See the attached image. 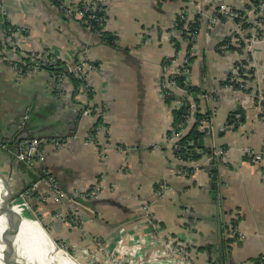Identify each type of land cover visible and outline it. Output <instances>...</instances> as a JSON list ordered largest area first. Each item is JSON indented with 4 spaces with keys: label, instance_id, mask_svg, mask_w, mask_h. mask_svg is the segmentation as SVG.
I'll use <instances>...</instances> for the list:
<instances>
[{
    "label": "crops",
    "instance_id": "crops-1",
    "mask_svg": "<svg viewBox=\"0 0 264 264\" xmlns=\"http://www.w3.org/2000/svg\"><path fill=\"white\" fill-rule=\"evenodd\" d=\"M213 2L107 0L104 30L115 38L111 47L63 15L52 0H0V35L6 34L7 25L24 30L14 35L17 44L11 55L24 59L50 51L64 63L88 60L97 65L88 79L90 98L80 87L72 97L68 82L66 90H56L46 70L18 79L0 61V143L20 132L18 125L29 108L27 135L64 140L59 149L45 141V161L36 168L53 174L64 193L97 180L106 185L101 198L89 206L91 213L42 202L41 193H51L39 183L34 206L38 215L47 217L51 239L83 247L86 234L102 240L118 257L131 249L145 257L144 264H156L151 258L156 237L170 234L186 244L193 264H211L222 251L226 264H264V41L248 50L232 47L223 52L221 43L234 28L224 20L210 26ZM229 3L247 7L246 0ZM198 8V31L191 45L172 25L178 12ZM170 60L182 84L199 91L195 118L205 117L198 119L204 120L203 145L223 151L222 158L203 155L189 177L180 175L185 165L163 140L173 125V111L182 106L181 100L167 103L160 88L163 67ZM240 63H248L251 70L249 87L229 84L246 78L236 70ZM174 92L191 98L185 88ZM82 108H98L102 114L83 116ZM98 116L101 122L95 125ZM186 123L185 132L194 120ZM92 132L95 142L84 145L82 140ZM101 142L108 145L103 157ZM116 146L128 147L126 178L121 172L124 154ZM14 150L8 145L0 149V171L11 177L14 192L21 193L35 174L13 158ZM247 152L259 154V162H249ZM60 209L76 217L72 212H79L80 224L56 219ZM148 219L158 222L157 231ZM232 221L243 237H231Z\"/></svg>",
    "mask_w": 264,
    "mask_h": 264
},
{
    "label": "built area",
    "instance_id": "built-area-1",
    "mask_svg": "<svg viewBox=\"0 0 264 264\" xmlns=\"http://www.w3.org/2000/svg\"><path fill=\"white\" fill-rule=\"evenodd\" d=\"M191 3L194 0H189ZM230 0H214V10L209 17V24L211 27L215 26L219 23V21H229L233 23L234 31L231 32L224 40V43L221 45L222 51L230 50V47H238L244 49H250L255 42L264 41V0H246L247 7L244 9L238 8L237 6L231 5L229 3ZM58 7L59 11L65 15L67 18L74 19L79 21L81 24L88 26V29L91 30L93 34L98 36L99 38L102 37L105 30L103 29L104 22H105V14H106V4L107 0H52ZM201 14L199 8L195 12L190 11H180L178 12V19L181 24L180 29L178 31H183L186 41L192 45L193 40L195 39L198 31V27L196 28L197 24V16ZM172 28L175 30V24L172 25ZM7 30V29H6ZM9 33L1 34L0 35V61L5 63L12 71L15 72L18 79L26 77L27 75L34 74L39 67L43 70L51 65L57 63L58 59L54 56H50L49 51H46L42 55H30L24 59L20 57H16L11 55L9 52H4V45L13 48L16 46L14 43L13 37L16 33H12L11 28H8ZM19 31V30H18ZM180 33V32H179ZM4 41H1V40ZM186 61H188L186 59ZM185 63V62H184ZM182 63V65L184 64ZM66 64V63H65ZM172 62L169 61L167 65L163 67V78L160 82V88L162 91L163 96L166 98L167 91H176L180 89V87L176 84L174 78L177 76V72L174 71L172 67ZM95 64L90 62H84V60L76 61L73 64H66L67 72L72 73L81 83L79 85L80 89L83 90L86 94L91 93V89L89 87L88 79L90 74L96 70ZM236 70H241L243 72V76L246 78H238L236 80H231L229 84L242 83L245 87H249L247 78L250 76L248 75L249 67L248 63H240V66ZM235 75L237 73L235 72ZM66 71L59 72L56 76L53 75V85L56 90H66ZM185 86L187 83H184ZM30 109H26L24 115L22 116V120L18 125V128H22L24 126V122L29 118ZM95 112L96 114L99 112L98 108H82L80 113L83 116L89 115L90 113ZM196 114V105L194 102H190L187 108V114L184 117V120L190 121L195 118ZM238 118V117H237ZM204 126V120H199L197 124V129L199 131L202 130ZM186 134L184 127L182 128L179 125V129L176 130L174 127H171L169 130V134L166 135L163 140L167 143L170 147L172 155L183 162L185 165L181 171H179L181 176L189 177L193 175L198 167L195 164L197 160L194 161L192 156L194 153L198 152H189L186 148L183 149L179 145V140ZM84 144L88 145L93 143L96 140V134L92 132L89 133L83 139ZM45 141L50 142L54 146H59L62 144L61 138H49V139H42V138H31V139H24L19 141L16 144V148L13 151V155L15 156L16 160L24 164L28 168H32L38 162H42L44 159V155L42 154V146ZM2 145L7 144L1 143ZM128 147H118V150H122L128 152ZM184 150L182 154L187 155L188 158H183V156L177 155L176 152ZM105 155L104 150H100V156L103 157ZM223 151L220 149L214 150L211 155L208 157L209 160L212 158H222ZM248 161L256 164L259 162L260 155L253 154L247 152ZM199 160V159H198ZM44 173V177L42 181L48 186L49 191L53 192V199L56 203L63 205L64 207L68 205L70 211L73 207H80L83 209L84 207L81 206V201L90 200L92 198H97L98 192L101 190L98 184L94 185L93 187L86 189L83 188L81 191H74L72 193H63L59 191L57 182L48 174V170L42 169ZM130 172V166L128 165L124 168L125 178ZM56 193V194H55ZM42 194V193H41ZM159 198L163 197V194L158 191ZM90 198V199H89ZM51 198L48 196L40 195V200L42 202H47ZM18 207L22 213L26 212V205L25 204H13V208ZM85 209V208H84ZM143 211L146 213L148 217V209L147 207L142 208ZM27 210V209H26ZM58 215L68 219V225L78 226L81 220L76 216H71L68 211L64 209H60L57 211ZM72 217V219H71ZM37 222V221H36ZM148 223L157 231L159 229V224L154 219H148ZM232 236L239 235L237 233L236 226L233 228L231 233ZM242 236V235H241ZM240 236V237H241ZM155 251L152 253L151 258L155 261L156 264H177L180 260L184 262L183 264H193L190 259L184 258L183 256L187 255V247L186 244L180 241L177 238H174L170 234H160L156 237L155 240ZM101 253L98 254L99 259L101 261H106L108 258L111 260L112 264H124L120 261V257L111 253L106 246L100 248ZM126 257H129L128 263L129 264H144L147 260L145 257L137 252L136 254H127ZM131 258V261H130ZM167 258L171 261L165 260ZM126 264V263H125Z\"/></svg>",
    "mask_w": 264,
    "mask_h": 264
},
{
    "label": "rangeland",
    "instance_id": "rangeland-1",
    "mask_svg": "<svg viewBox=\"0 0 264 264\" xmlns=\"http://www.w3.org/2000/svg\"><path fill=\"white\" fill-rule=\"evenodd\" d=\"M53 4L56 6V4L53 2ZM57 7V6H56ZM58 8V7H57ZM106 15V14H105ZM70 19V18H69ZM72 20V19H71ZM74 20V19H73ZM77 21V20H76ZM80 21V20H79ZM78 21V22H79ZM105 21H106V16H105ZM80 23V22H79ZM105 23V22H104ZM81 24V23H80ZM81 25H83V24H81ZM87 30H89L90 32H91V30L90 29H88V26H85V25H83ZM7 30H6V33L8 34L9 33V30H8V28H11V31H12V33H18V32H24V30H23V28H21V27H19V28H16L15 26H11V25H7ZM103 29H104V26H103ZM19 30V31H18ZM139 36L141 37V34H139ZM1 41H4L3 39L1 40ZM14 43L15 44H17L15 41H14ZM7 44H9V43H7ZM7 44L6 45H4V52H9V51H11V49H13V46L12 47H9V46H7ZM46 51H40V52H38V53H34L35 55H42V54H44ZM49 53H50V56H54V57H56L54 54H52L50 51H49ZM57 58V57H56ZM59 61V60H58ZM61 61V60H60ZM80 61H82V60H80ZM170 61H173V60H170ZM63 62V61H62ZM84 62H90V63H93V62H91V61H88V60H84ZM74 62H72V63H66V64H73ZM94 64V63H93ZM95 67H96V70H97V65H94ZM40 70H43L41 67H39V69L36 71V72H38V71H40ZM45 70V69H44ZM35 72V73H36ZM31 75V74H30ZM27 76H29V75H27ZM164 76H162V78H163ZM162 78H161V80H162ZM101 114H102V111L99 109V112L97 113V115H100L101 116ZM94 133V132H93ZM92 134V133H91ZM88 135V134H87ZM166 136V135H165ZM164 136V137H165ZM163 137V138H164ZM58 138V137H57ZM62 141H64L63 139H62ZM82 141H84V140H82ZM95 141H93V143H94ZM63 143V142H62ZM83 144H84V142H82ZM44 145V144H43ZM53 145V144H52ZM85 145V144H84ZM89 145V144H88ZM54 146V145H53ZM62 146V144L60 145V147ZM56 149H59L60 147L59 146H54ZM7 148V145L6 144H4V145H2L1 143H0V149H6ZM116 148H117V150H118V147L116 146ZM100 149H102V150H104L105 151V153H106V150L108 149V145L106 144V143H104V142H101V147H100ZM218 148H214V149H212V151L211 152H213L214 150H217ZM118 152H120V153H122V154H124V163H123V167H122V169H121V172L123 173V175H125V173H124V168H126L128 165L130 166V164H129V160H128V152H125V151H122V150H118ZM42 154L44 155V153H43V146H42ZM203 156V155H202ZM201 156V157H202ZM200 157V158H201ZM199 158V159H200ZM107 159V157H105V158H103V160L102 161H105ZM45 161V156H44V159H43V161L41 162V163H43ZM195 161V160H194ZM24 165V164H23ZM37 167V164H35L32 168H28V167H26L25 165H24V168L28 171V172H31V173H33V174H35V177H34V179L31 181V184L27 187V188H25L24 190H22V192L21 193H18V192H16L15 194H14V196L12 197V199H11V201H10V203H9V207H12L13 208V204H15V206L17 205V204H25L26 205V209H25V211L26 212H24V213H22V214H24L25 216H27L29 219H32V220H35V221H37V223L42 227V229L44 230V232L46 233V235H47V237L49 238V240L51 241V243H52V245L53 246H55V248L57 249V250H61V251H63V252H66L67 253V255H69L70 256V258L72 259V260H74L75 262H77L78 264H112V262H111V260L108 258L106 261H101V259H99V256H98V254H100L101 253V247H104V243H103V241L102 240H100V239H97V238H90L89 236H87L86 234L83 236V239L85 240V242H86V244L82 247V246H78V245H76V244H69V243H67V242H65V241H63L62 239H59V240H53V239H51V237L49 236V227H50V223H49V221H47L46 220V216L44 215V217H42L41 215H38L39 214V211L38 210H36V206H34L35 205V199L37 198L36 196H34L35 194H36V189H37V187H38V184L39 183H44L45 184V182L44 181H42V178L44 177V173H43V171H42V169H37L36 168ZM48 174L51 176V177H53L54 178V180L57 182V180H56V178H55V176L53 175V174H51L49 171H48ZM10 179H11V177H10ZM11 181V180H10ZM30 183V182H29ZM96 184H98L99 185V187H101V190L98 192V196H97V198H92V199H90V200H86V201H81L80 200V204H81V206H83L86 210H88L89 212H91L89 209H90V207L89 206H91L92 204H95L100 198H101V195H102V193H103V190L105 189V187H106V185L104 184V182L103 181H99V180H97V181H95V182H93V183H91V184H89V185H87V187H86V189H89V188H91V187H93L94 185H96ZM46 185V184H45ZM57 185H58V182H57ZM46 189H48V186H47V188ZM58 189H59V191H61V192H63L60 188H59V185H58ZM83 188L82 187H80V188H77V189H74L73 191H71L70 193H72V192H74V191H81ZM49 190V189H48ZM162 191H164V189H162ZM49 193H51V198L52 199H50L49 201H52V202H54V203H56L55 201H54V199H53V192L52 191H50ZM64 193V192H63ZM38 194H39V192H38ZM56 194V193H55ZM37 195V194H36ZM42 195L43 196H48L49 194H47V193H42ZM157 196H158V193H157ZM48 202V201H47ZM46 202V203H47ZM33 206H34V208L35 209H33ZM145 207H147V209H148V205L147 204H144L143 206H142V208H145ZM93 212V211H92ZM91 212V213H92ZM73 214L74 213H78V215H80L79 214V212H72ZM47 215V214H46ZM75 215V214H74ZM77 215V217H79ZM50 216V215H49ZM55 217H56V219H59L62 223H64V224H67V223H69V221H68V219H67V217L66 218H63V217H61V216H59L58 215V212H56L55 213ZM71 219H72V217H71ZM241 237H243V236H241ZM125 253H127L128 255L129 254H133V253H137V251H134V250H128L127 252H125ZM185 259L186 258H188V256L187 255H185V256H183ZM128 259H129V257H126V254H123L122 256H120V261L122 262V263H126V264H129L127 261H128ZM165 260H168L167 258H165ZM130 261H131V258H130ZM171 260L169 259L168 260V262H170ZM184 262H182V261H178L177 262V264H183ZM139 264V263H138ZM170 264V263H169Z\"/></svg>",
    "mask_w": 264,
    "mask_h": 264
},
{
    "label": "trees",
    "instance_id": "trees-1",
    "mask_svg": "<svg viewBox=\"0 0 264 264\" xmlns=\"http://www.w3.org/2000/svg\"><path fill=\"white\" fill-rule=\"evenodd\" d=\"M180 26H181V24L179 22V19H177L176 24H175V28L180 29ZM100 41L102 43L108 45V46H111V47H113L115 44L114 36L108 32L103 33L102 37L100 38ZM222 43H224V41ZM177 47H178V44H177ZM230 49H232V47H230ZM45 70L47 72H49L52 75V77H53V75L56 76L59 72L65 70L66 71V77H67L66 83L68 82L71 85V87L73 88L72 97L78 92L79 85L81 82L72 73L67 72L66 64L64 62L59 60V61H57L56 64L46 67ZM250 71L251 70H249L248 73H251ZM239 73L241 74V72H239ZM241 76H243V75L241 74ZM174 80L178 86L185 88V90L188 91L189 94H191L190 95L191 98H188V97H184V96H178L174 91H167V95L165 98V101L167 103H171L172 101H175V100H181L182 101V106L179 109L173 111V123H172L173 125H172V127H174L176 130H178L179 125H181L182 128L187 126V123L184 120V117L187 114V108H188L190 102H192V101L198 102L196 97H197V93H199V91L195 87L193 88L191 86L183 85L182 84V78L180 76H176L174 78ZM88 96L91 98L92 92L89 93ZM92 114L95 115L96 113L92 112ZM201 118H205L204 115H202V114L196 115V118L193 119L194 120L193 125H191L190 128H188V131L186 132V134L178 142L179 145L181 147H183V149L186 148L189 152H195V150L198 151V152L194 153L192 156V159H194V160H198L202 155H205V154L210 155L212 153L211 152L212 149L206 148L203 145L204 133L197 129L198 119H201ZM28 120H29V118H28ZM27 121L24 122V125ZM100 122H101V117L98 116L97 122L95 125H98ZM168 134H169V132H168ZM21 140H24V139L20 138V139L14 140V138H11L7 141V145L10 148L15 149L16 144ZM183 149L179 152H176V154L183 156V158H188L187 156L189 154H187V155L182 154L184 152ZM236 224H237L236 221H232L231 229L234 226H236ZM231 237L234 238L232 235H231ZM207 249H209V248L207 247ZM225 260H226V256H225V253L222 251L220 256L215 261H211V264H226Z\"/></svg>",
    "mask_w": 264,
    "mask_h": 264
},
{
    "label": "bare ground",
    "instance_id": "bare-ground-1",
    "mask_svg": "<svg viewBox=\"0 0 264 264\" xmlns=\"http://www.w3.org/2000/svg\"><path fill=\"white\" fill-rule=\"evenodd\" d=\"M5 189L0 181V210L3 206ZM20 219L18 233L14 241V251H9L10 242L3 238L7 227V221L4 216H0V264H3L1 257L3 251H6L12 258L14 264H78L67 255L66 252L57 250L52 245L42 227L32 219L22 214L16 207L12 209ZM7 238V237H6Z\"/></svg>",
    "mask_w": 264,
    "mask_h": 264
},
{
    "label": "water",
    "instance_id": "water-1",
    "mask_svg": "<svg viewBox=\"0 0 264 264\" xmlns=\"http://www.w3.org/2000/svg\"><path fill=\"white\" fill-rule=\"evenodd\" d=\"M26 125L22 127L20 132L16 134L14 137V140L16 139H31V138H36L33 135H27L26 134ZM38 138V137H37ZM13 155V154H12ZM13 158L16 160L15 156L13 155ZM17 161V160H16ZM19 162V161H17ZM0 181L3 183L4 189H5V197L3 199V206L0 210V216H4L7 221V227L5 230V234L3 235V238L6 239V242H10L8 246V250L14 251L15 252V247H14V241L15 237L18 233L19 229V223L20 219L16 213H13L12 207H9V203L14 196L15 192L13 190V187L10 182V177H7L2 171H0ZM213 186V184H212ZM7 237V238H6ZM1 261L3 264H14L12 258L10 255L6 252L3 251ZM26 264V263H25Z\"/></svg>",
    "mask_w": 264,
    "mask_h": 264
}]
</instances>
